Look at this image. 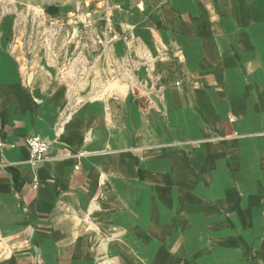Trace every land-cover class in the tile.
<instances>
[{"label": "crops", "instance_id": "1", "mask_svg": "<svg viewBox=\"0 0 264 264\" xmlns=\"http://www.w3.org/2000/svg\"><path fill=\"white\" fill-rule=\"evenodd\" d=\"M10 16L0 264H264V0Z\"/></svg>", "mask_w": 264, "mask_h": 264}, {"label": "rangeland", "instance_id": "2", "mask_svg": "<svg viewBox=\"0 0 264 264\" xmlns=\"http://www.w3.org/2000/svg\"><path fill=\"white\" fill-rule=\"evenodd\" d=\"M59 2L60 0H0V36L12 35L8 30L7 32L3 30L1 26L3 19H8L10 15L14 14L19 18L23 17L24 21L28 23L32 16L39 14L44 6ZM27 34L25 33V35Z\"/></svg>", "mask_w": 264, "mask_h": 264}, {"label": "built area", "instance_id": "3", "mask_svg": "<svg viewBox=\"0 0 264 264\" xmlns=\"http://www.w3.org/2000/svg\"><path fill=\"white\" fill-rule=\"evenodd\" d=\"M104 31L96 34V39L99 44H102L105 39ZM180 81L176 82L178 86ZM1 145V144H0ZM25 146L29 152V161L31 164L43 163L49 157L50 143L44 140L39 135H29L25 138Z\"/></svg>", "mask_w": 264, "mask_h": 264}]
</instances>
